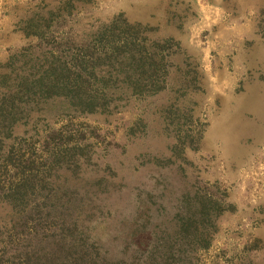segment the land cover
<instances>
[{"label": "rangeland", "instance_id": "1", "mask_svg": "<svg viewBox=\"0 0 264 264\" xmlns=\"http://www.w3.org/2000/svg\"><path fill=\"white\" fill-rule=\"evenodd\" d=\"M125 24L141 49L160 42L155 93L99 74ZM81 92L96 110L69 109ZM0 137V187L35 179L22 212L0 201V264L17 232L56 233L59 199L111 217L121 193L163 209L184 191L226 205L197 264H264V0H0Z\"/></svg>", "mask_w": 264, "mask_h": 264}, {"label": "trees", "instance_id": "2", "mask_svg": "<svg viewBox=\"0 0 264 264\" xmlns=\"http://www.w3.org/2000/svg\"><path fill=\"white\" fill-rule=\"evenodd\" d=\"M125 25V32L129 31V34L109 39L106 47L109 55L104 57L103 65L109 62L111 66L104 68L98 63L99 74L109 81L116 73L117 81L123 84L127 93L131 90L137 92L139 88L140 93H155L161 90L157 84L167 73L163 71L165 61L159 53L160 42L142 43L141 49L135 39L136 34L130 32L137 25ZM110 29V25H105L99 33L111 36ZM58 81V84H62ZM58 84L57 87L61 88ZM61 92L59 99H63L64 103L69 102L68 95ZM83 95L84 92H81L75 96L77 101L69 105L70 110L79 113L96 110L94 98ZM104 98L103 93L102 98L97 97L96 100L102 102ZM4 132L5 137L11 139L6 129ZM2 138L0 158L7 160L13 141ZM34 182V178H29L18 182L15 187H0V201H7L17 212H22L20 201L27 196ZM140 193L135 199L136 203L134 201L135 205L130 208L121 193L119 199L123 202L114 208L112 218L103 213V208L94 211L97 203L85 201L79 203L83 210L70 218L71 200L67 198L60 203L59 199L54 207L62 213L63 220L56 223V233L45 234L35 230L32 235L23 238L17 232L18 245H13L11 255L3 251L1 258H7L10 264H20L18 259L21 254L25 256L23 264H197V251L207 248L216 232L217 218L226 206L224 199L209 193L194 191L190 194L184 191L175 201H167L163 210L160 205L152 208V202L147 199L151 196L150 192H146L144 198ZM26 239L32 241L25 243Z\"/></svg>", "mask_w": 264, "mask_h": 264}]
</instances>
